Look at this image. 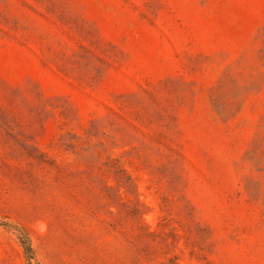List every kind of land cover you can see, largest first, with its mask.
Returning a JSON list of instances; mask_svg holds the SVG:
<instances>
[{
  "label": "rangeland",
  "instance_id": "1",
  "mask_svg": "<svg viewBox=\"0 0 264 264\" xmlns=\"http://www.w3.org/2000/svg\"><path fill=\"white\" fill-rule=\"evenodd\" d=\"M16 228L31 264H264V0H0V264Z\"/></svg>",
  "mask_w": 264,
  "mask_h": 264
},
{
  "label": "trees",
  "instance_id": "2",
  "mask_svg": "<svg viewBox=\"0 0 264 264\" xmlns=\"http://www.w3.org/2000/svg\"><path fill=\"white\" fill-rule=\"evenodd\" d=\"M117 182L119 188H124L126 190L134 188V184L131 177L123 168L119 169L118 171ZM111 189H114V187H111ZM15 230L19 233V240L24 249L28 264H31V256L33 254V249L30 242V238L24 230L18 228H16Z\"/></svg>",
  "mask_w": 264,
  "mask_h": 264
}]
</instances>
